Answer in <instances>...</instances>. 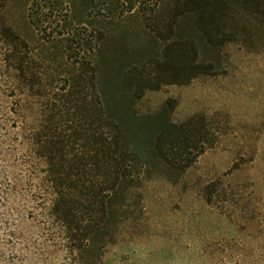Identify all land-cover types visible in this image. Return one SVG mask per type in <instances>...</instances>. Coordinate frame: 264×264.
<instances>
[{"label":"rangeland","instance_id":"rangeland-1","mask_svg":"<svg viewBox=\"0 0 264 264\" xmlns=\"http://www.w3.org/2000/svg\"><path fill=\"white\" fill-rule=\"evenodd\" d=\"M5 15L32 47L57 39L51 60L65 57L62 45L79 56V44L106 35L99 88L108 106H126L125 142L146 173L134 194L142 196L128 199L103 248L80 261L33 197L36 189L16 187L0 202V264H264V19L239 10L217 46L181 22L199 62L213 69L185 85H145L146 69L155 75L161 59L157 33L174 26L173 9L161 0H7ZM187 122L206 134L207 148L185 173L169 172L157 159L155 134Z\"/></svg>","mask_w":264,"mask_h":264},{"label":"trees","instance_id":"trees-1","mask_svg":"<svg viewBox=\"0 0 264 264\" xmlns=\"http://www.w3.org/2000/svg\"><path fill=\"white\" fill-rule=\"evenodd\" d=\"M6 4L0 0V202L14 196L21 184L32 185L33 197L61 227L80 261L86 253L90 257L100 252L128 199L142 196L134 194L146 172L125 142L121 118L126 106H108L99 88V57L106 35L98 31L97 37L79 44V56L72 57L66 53L72 48L62 45L65 57L51 60L47 50L57 39L46 37L32 47L7 21ZM161 4L173 9L174 26L169 35L157 33L162 39L161 59L156 60L155 75L152 66L146 69L145 85L155 81L185 85L213 69L199 62L197 44L191 35H182L181 22L190 21L195 36L217 46L224 43L223 29L238 20L239 10L264 19V0H161ZM56 62L60 65L53 70ZM29 110L37 112L32 120L26 116ZM206 141V134L193 132L187 122L166 124L153 143L166 169L183 174L205 152Z\"/></svg>","mask_w":264,"mask_h":264}]
</instances>
